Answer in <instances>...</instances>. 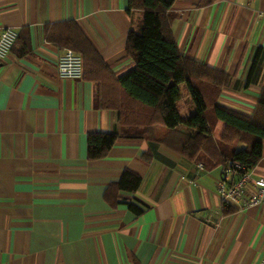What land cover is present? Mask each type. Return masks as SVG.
Instances as JSON below:
<instances>
[{
  "label": "crops",
  "instance_id": "obj_1",
  "mask_svg": "<svg viewBox=\"0 0 264 264\" xmlns=\"http://www.w3.org/2000/svg\"><path fill=\"white\" fill-rule=\"evenodd\" d=\"M171 13L181 53L232 78L220 104L251 116L264 89V0H177ZM143 19L129 0H0V35L19 36L0 61V264L263 263L264 203L225 204L218 186L233 178L223 167L127 138L88 160V135L121 125L97 108V84L59 78L67 49L46 28L76 23L120 78L134 67L127 39ZM125 170L142 184L112 207L104 193ZM251 178L264 179V158Z\"/></svg>",
  "mask_w": 264,
  "mask_h": 264
},
{
  "label": "trees",
  "instance_id": "obj_2",
  "mask_svg": "<svg viewBox=\"0 0 264 264\" xmlns=\"http://www.w3.org/2000/svg\"><path fill=\"white\" fill-rule=\"evenodd\" d=\"M176 2L129 0V12L142 11L144 19L142 32H131L127 39L126 52L134 67L120 78L115 77L76 23L46 28L50 43L81 54L83 79L97 84V108L116 112L121 125L120 132L88 135V160L106 158L121 138L144 139L191 162L223 168L232 162L252 171L264 158V89L251 116L221 105V95L231 86L232 78L181 53L172 30L171 9ZM182 83H186L196 109L188 118H183L177 107L181 99L178 86ZM208 112L221 124L218 137L208 121ZM142 160L150 163L153 153L146 152ZM141 184L139 175L125 170L106 189L104 200L117 207L122 193L134 194ZM128 207L136 215L141 213L134 204ZM235 211L224 207L223 213Z\"/></svg>",
  "mask_w": 264,
  "mask_h": 264
},
{
  "label": "built area",
  "instance_id": "obj_3",
  "mask_svg": "<svg viewBox=\"0 0 264 264\" xmlns=\"http://www.w3.org/2000/svg\"><path fill=\"white\" fill-rule=\"evenodd\" d=\"M17 38L18 32L15 29H3L0 35V61L9 56ZM57 73L61 79L81 80L83 78L82 56L72 49H67L59 58ZM199 167L203 168L202 165ZM223 173L225 179L230 176L233 178L231 183L225 180L218 186L219 194L225 204L237 205L238 209L243 211L264 203V179L252 180L251 171H245L243 166L232 162L223 168Z\"/></svg>",
  "mask_w": 264,
  "mask_h": 264
},
{
  "label": "rangeland",
  "instance_id": "obj_4",
  "mask_svg": "<svg viewBox=\"0 0 264 264\" xmlns=\"http://www.w3.org/2000/svg\"><path fill=\"white\" fill-rule=\"evenodd\" d=\"M180 94H181V99L177 104V107L179 109V112L181 114V116L183 118H188L190 117L192 114L195 113L196 109L195 106L193 104V101L191 99L190 93L188 91L187 85L186 83H182L178 86ZM208 121L211 125V128L213 129V132L215 134L216 137H218V135L220 134V122H218L217 120H215L213 114L211 112H208L206 114ZM218 123V124H217ZM219 125V126H218Z\"/></svg>",
  "mask_w": 264,
  "mask_h": 264
}]
</instances>
